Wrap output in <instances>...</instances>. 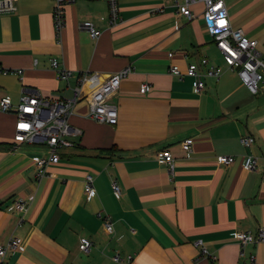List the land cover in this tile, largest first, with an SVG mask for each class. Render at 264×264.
<instances>
[{
    "label": "crops",
    "instance_id": "0c3cea01",
    "mask_svg": "<svg viewBox=\"0 0 264 264\" xmlns=\"http://www.w3.org/2000/svg\"><path fill=\"white\" fill-rule=\"evenodd\" d=\"M256 2L226 5L233 28L258 41L264 60V13L244 11ZM54 4L15 0L14 11L0 13V66L23 70L22 78L0 73V99L10 96L16 106L24 91L70 98L82 73L103 82L121 69L130 72L112 99L117 123L95 121L89 101L80 100L68 122L81 133L67 138L73 145L60 150V161L39 182L32 156L44 154L45 145L17 143L16 111L0 110V244L21 240L3 264H251L252 254L264 264V241L241 246L234 236L264 227V86L252 93L228 67L202 6L187 21L173 0H119L120 19L111 25L106 1L77 0L65 8L59 41ZM84 21L102 31L97 39L81 27ZM53 57L72 71L68 81L51 66ZM204 57L223 73L204 77L197 92L186 70L196 64L204 72ZM172 65L183 75L171 73ZM144 83L151 89L141 93ZM246 134L255 137L251 147L240 141ZM190 137L188 156L182 142ZM163 149L175 158L173 177L157 159ZM219 155L235 162L220 165ZM246 155L257 158L256 169L244 167ZM88 174L96 187L90 200ZM14 199H23L26 210L10 209ZM99 214L111 217L113 234ZM81 237L93 242L87 252L79 248ZM117 254L122 262L113 260Z\"/></svg>",
    "mask_w": 264,
    "mask_h": 264
},
{
    "label": "built area",
    "instance_id": "2783aa9c",
    "mask_svg": "<svg viewBox=\"0 0 264 264\" xmlns=\"http://www.w3.org/2000/svg\"><path fill=\"white\" fill-rule=\"evenodd\" d=\"M54 26L56 35L60 41L62 30L66 23V6L77 0H54ZM92 1V0H89ZM109 4L110 24L116 25L120 19L119 0H102ZM176 12L182 15L187 21H192L199 15L195 8L202 6V16L207 31L211 34L217 43L219 50L223 53L225 61L229 68L237 70L241 81L248 89L257 94L261 86H264V60L257 48L258 41L249 37L241 28H233L229 17L226 0H173ZM257 1V0H254ZM16 9L15 0H0V13L12 12ZM81 27L89 32L92 38L97 39L102 31L95 27L90 21H84ZM169 56H173L170 53ZM51 66L57 71L61 79L67 81L72 76V71L61 67L59 60L55 57L50 60ZM202 66L206 67L203 72L198 65L189 64L186 74L196 79L195 89L200 92L206 84L204 77L219 78L223 73V68L216 65H210L208 58L201 60ZM130 67L121 69L112 73L105 81L98 82L95 76L82 73L78 78V85L74 88L73 95L70 98L43 97L40 93L24 91L20 97L19 103L15 106L10 96H4L0 99V110L8 113L16 111L18 121L16 125L15 140L17 143L41 144L45 145L46 152L40 155H33L32 160L36 166L34 175L35 182H39L47 174L48 168L52 164L60 161V150L63 147L73 145L67 138L71 135H79L80 129L73 128L68 120L74 112L76 104L87 99L90 104L89 116L95 121L114 125L118 120V109L113 102L114 95L118 92L121 80L128 76ZM170 72L182 76L183 73L178 65H172ZM0 73L17 74L22 78V69H7L0 66ZM88 85V90L84 86ZM151 85L144 83L141 86V93L150 91ZM241 143L245 147H251L255 142V137L246 134L240 137ZM194 139L192 137L182 142L183 150L188 156L193 151ZM157 159L160 163L167 165L171 177L175 175V158L168 149L157 152ZM235 162L233 155H219L218 163L220 165H232ZM243 165L248 170H254L258 167V160L253 155H246ZM112 189L117 198L122 197V188L116 182H112ZM84 190L87 199L90 200L96 195L94 177L88 174L84 183ZM10 209L26 210V203L23 199H14ZM105 230L109 234L115 232L112 219L109 215L103 216ZM236 240L241 246L246 244L257 245L264 241V227H259L255 232L237 231ZM93 242L87 237H81L79 248L82 251H89ZM196 245L202 246V240L196 241ZM21 247V240L11 238L6 244H0V264L8 250H16ZM203 253L206 249L202 247ZM131 258V256L129 257ZM116 262H122L120 254L113 256ZM251 264H258L256 254L250 256Z\"/></svg>",
    "mask_w": 264,
    "mask_h": 264
},
{
    "label": "rangeland",
    "instance_id": "374dc122",
    "mask_svg": "<svg viewBox=\"0 0 264 264\" xmlns=\"http://www.w3.org/2000/svg\"><path fill=\"white\" fill-rule=\"evenodd\" d=\"M168 2H172V0H167ZM249 11V10H257L259 12L264 13V0H257L256 3L247 5L244 11ZM242 14V13H241Z\"/></svg>",
    "mask_w": 264,
    "mask_h": 264
}]
</instances>
